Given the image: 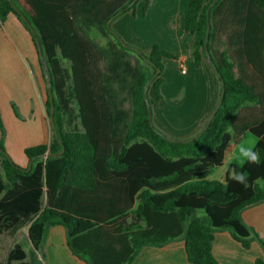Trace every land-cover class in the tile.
I'll list each match as a JSON object with an SVG mask.
<instances>
[{
    "label": "trees",
    "instance_id": "trees-1",
    "mask_svg": "<svg viewBox=\"0 0 264 264\" xmlns=\"http://www.w3.org/2000/svg\"><path fill=\"white\" fill-rule=\"evenodd\" d=\"M141 1L146 13L157 0H138L130 8L134 0H0V23L14 14L37 50L39 43L58 132V139L53 134L50 143L25 150L28 171L30 164L18 165L7 152L0 119V234L28 228L32 246L28 252L15 244L6 264H36L57 225L87 264H132L145 246L175 240L185 242L190 264H220L212 247L222 230L246 249L254 241L264 249V239L242 219L245 210L264 203V187L253 183L264 181V0H219L214 6L215 0H191L185 28L194 38V63L208 60L210 21L208 52L216 68L210 65L219 98L223 87L225 96L210 126L189 141L165 134L153 114L151 122L145 100L158 70L148 91L151 109L164 99L163 61L179 56L156 46L145 53L123 40L132 49L125 47L112 27ZM97 33L108 43L95 41ZM45 104L50 117L49 94ZM247 132L258 139L261 163L233 164L224 182L210 181ZM233 169L247 174L248 188L230 179Z\"/></svg>",
    "mask_w": 264,
    "mask_h": 264
},
{
    "label": "crops",
    "instance_id": "crops-1",
    "mask_svg": "<svg viewBox=\"0 0 264 264\" xmlns=\"http://www.w3.org/2000/svg\"><path fill=\"white\" fill-rule=\"evenodd\" d=\"M190 3L191 0H157L145 13L146 3L141 1L135 10L127 12L112 24L126 43L138 45L144 50L150 45L146 41L150 40L156 20L177 25L176 34L188 43L186 51L182 48L179 60L165 59L164 82L160 88L164 99L156 102L154 113V117L159 116L157 125L162 131L181 139L194 137L203 129L219 100L220 92L219 80L209 61L204 58L200 67L194 63V38L185 28ZM180 24L182 35L178 31ZM147 50L150 51L149 48ZM40 59L31 34L14 14L8 15L4 23H0V105L4 103L7 106V114L4 113L9 130L6 147L14 161L22 167L30 164L27 155H24L25 149L50 143L54 134L46 110L48 89ZM12 104L19 106L24 121L13 116L10 109ZM164 120L165 123H162ZM12 152L17 155L14 156ZM242 219L264 239V203L245 210ZM22 230L16 233L15 238ZM25 232L30 252L32 246L28 240V228ZM15 244H21V240ZM212 252L220 264H255L257 259H264V249L259 242H252L250 248L246 249L228 230L215 234ZM43 258L46 264H87L72 253L67 242V231L61 225L50 228L46 242L34 257L36 261ZM132 264L190 263L185 242L175 240L164 246H145Z\"/></svg>",
    "mask_w": 264,
    "mask_h": 264
},
{
    "label": "rangeland",
    "instance_id": "rangeland-1",
    "mask_svg": "<svg viewBox=\"0 0 264 264\" xmlns=\"http://www.w3.org/2000/svg\"><path fill=\"white\" fill-rule=\"evenodd\" d=\"M181 26L182 25L180 24L179 27H178V31H179L180 35H182ZM176 32H177V25H172V24H168L167 22L156 20L155 24H154V29L152 28V30H151V35H150V38H149L150 40L146 41L150 45L148 47H146L145 50H147L149 48V50L152 51V49L156 46L162 51L169 52L171 54L179 56L183 47H184L185 51L187 50L186 48H187V44L188 43H186L184 41L183 37H181V36L178 37V34H176ZM94 40L99 42L100 44L105 45V44L108 43V41L110 39L106 38V37H103V36H101L100 34L97 33V34L94 35ZM181 42H183V43L181 44ZM134 46L138 47V45H134ZM138 48H140V47H138ZM140 49L143 52H145V53H149L150 52L148 50L145 51L142 48H140ZM171 61H176V60L171 59ZM163 62L165 63V60ZM173 102H176V101H173ZM155 106H156V103L152 106V114H153L154 123L158 127L157 124H158L159 116L157 114V115H155L156 117H154V113L156 114ZM6 107L7 106L4 103L2 104V106L0 105V119L2 121V124H3V127H4V131H5V137H4L5 147H6V142L8 140V136H9V130L7 129L8 127L6 126V123H5L7 121H6L5 117H4V113L7 114ZM10 109H11V112L13 111V113H12L13 116H15L16 118L24 121L23 115H22L18 105L12 104V105H10ZM3 110H4V112H3ZM162 123H165V120ZM0 131L2 132V130H0ZM163 132L165 134H167L165 131H163ZM167 135L170 136L171 138H174V139H181V137H177V136L169 135V134H167ZM2 137L3 136L1 135L0 136V140L2 139ZM250 138H255L258 141L257 137H255L251 133H248L246 138L243 141L248 140ZM11 139H12V136H11ZM240 143L235 144L233 149L228 151L226 164L222 168H216L212 172V175L208 178L210 181L224 182V180L226 179V176H227V173L229 171L230 166L233 165V164L238 165V161L236 159V146L239 145ZM32 147H34V146H32ZM28 148H30V147H27L26 149H28ZM6 150L8 152L7 147H6ZM12 154L14 155L16 153L12 152ZM25 154L26 153L24 152V155ZM10 156L12 157V155H10ZM261 182L264 183V181H261ZM25 231H26V228L23 229L19 233V235H17V238H15L16 234H14V235H10V234H7V233L0 234V255H1V258H2V260L4 262V264H6L7 255L9 253V251L15 246L16 241H18V240L20 241L21 240V244L24 246V248L27 251H29L30 246H29L28 241L25 239L26 238V232ZM22 239H25V240H22ZM36 264H46V260L43 258V260L36 261Z\"/></svg>",
    "mask_w": 264,
    "mask_h": 264
},
{
    "label": "water",
    "instance_id": "water-1",
    "mask_svg": "<svg viewBox=\"0 0 264 264\" xmlns=\"http://www.w3.org/2000/svg\"><path fill=\"white\" fill-rule=\"evenodd\" d=\"M138 0H134V2L129 6V8L135 4ZM219 0H215L211 6H214ZM121 14L118 13L117 15H115L112 19H110V21L108 22V28L111 27V24L112 22L115 20V18L117 16H119ZM24 17V16H23ZM208 17H209V11H208ZM25 19V17H24ZM210 28H211V25H210V21L208 23V33H207V38H206V52H207V55H208V61L210 62V64L214 67V63L212 61V58L208 52V41H209V37H210ZM36 35V34H35ZM120 42L123 46L125 47H128L130 49H132V47L128 46L124 41L123 39H120ZM38 51H39V54H40V58H41V63H42V66H43V69H44V73H45V79H46V82H47V89H48V94L49 96L51 97V113H50V121H51V125L53 127V130H54V134L56 135L57 139H58V132H57V129H56V125H55V121H54V114H55V103H54V99H53V92H52V88H51V79H50V75H49V67L44 59V56L43 54L41 53V49H40V46H39V43H38ZM150 62V60H149ZM151 63V62H150ZM160 74V71H158L154 76L153 78L150 80V82L148 83L146 89H145V100H146V103H147V106H148V109H149V116H150V120L152 122V109H151V106H150V102H149V98H148V91H149V88L153 82V80ZM224 96H225V89L223 87V91L221 93V96H220V99L214 109V111L212 112L210 118H209V121L205 127V129L200 133V134H203V132L210 126L212 120L214 119V117L216 116L218 110L220 109V107L222 106V103H223V100H224ZM197 138V137H196ZM191 139H188V140H183V141H189ZM0 151L2 152V150L0 149ZM65 149H63L62 151L58 152V153H47L45 155V158H48V157H52V156H57V155H60L62 153H64ZM32 168V163H30V167L28 169L31 170Z\"/></svg>",
    "mask_w": 264,
    "mask_h": 264
},
{
    "label": "clouds",
    "instance_id": "clouds-1",
    "mask_svg": "<svg viewBox=\"0 0 264 264\" xmlns=\"http://www.w3.org/2000/svg\"><path fill=\"white\" fill-rule=\"evenodd\" d=\"M257 140L255 138H250L248 140L242 141L236 146V159L238 161V166L242 168L244 164H254L259 165L261 163L260 154L256 151ZM230 179L248 188V176L243 171H237L233 169L230 173ZM254 184H260L264 187V183L261 182L260 178H257ZM203 211V210H201Z\"/></svg>",
    "mask_w": 264,
    "mask_h": 264
}]
</instances>
